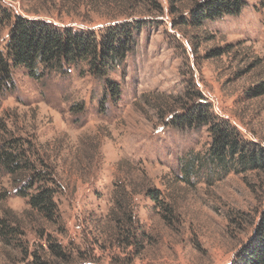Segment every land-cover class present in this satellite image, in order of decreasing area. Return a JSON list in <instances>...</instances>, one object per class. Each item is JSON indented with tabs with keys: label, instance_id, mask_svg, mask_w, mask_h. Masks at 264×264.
<instances>
[{
	"label": "rangeland",
	"instance_id": "374dc122",
	"mask_svg": "<svg viewBox=\"0 0 264 264\" xmlns=\"http://www.w3.org/2000/svg\"><path fill=\"white\" fill-rule=\"evenodd\" d=\"M198 1L157 0L161 11L139 3L143 14L130 19L145 20L143 27L124 65L109 76L121 87L117 101L86 63L38 79L12 68L11 84L0 86V124L35 146L38 168L55 170L61 219L33 210L16 193L21 184L0 169V217L16 214L25 233L21 246L0 239V264H32L35 256L47 264H234L264 211V171L213 160L214 121L178 116L206 104L218 121L264 147V0H245L240 14L194 25ZM131 2L0 0V6L99 32ZM7 39L5 28L0 50ZM124 184L135 210L131 230H120L108 215Z\"/></svg>",
	"mask_w": 264,
	"mask_h": 264
},
{
	"label": "trees",
	"instance_id": "16d2710c",
	"mask_svg": "<svg viewBox=\"0 0 264 264\" xmlns=\"http://www.w3.org/2000/svg\"><path fill=\"white\" fill-rule=\"evenodd\" d=\"M141 2L155 5V9L161 11L157 0H132L125 11L112 17L116 21L99 32L87 28H62L45 19L13 14L0 6V34L3 29H8L5 47L0 50V86L11 84L12 68L15 67H24L31 77L38 79L46 71L61 72L72 65L86 63L91 73L105 78V91L110 97L119 100L121 87L109 76L124 65L134 45L135 35L143 27L145 20L130 19L143 14L142 10H138ZM246 4L245 0H201L191 10V22L200 25L208 19L240 14ZM196 108L192 110L189 107L178 118L201 125L214 121L211 129L213 144L210 149L213 160L229 167L240 166L245 171H264V147L241 138L236 128L227 125L228 121H218L217 116L207 110L208 105L202 104ZM0 129L4 132L0 138V169L10 175L13 183L21 184L16 188V193L27 198L33 210L58 223L61 214L55 200L56 189L52 186L55 170L38 168L35 146L24 137L10 135L6 124H0ZM121 187L122 191L114 198L108 215L120 230L125 227L131 230L136 227L134 204L131 199L129 203L125 197L129 194L127 185ZM158 194V190L150 191L154 200L159 199ZM11 211L8 209V213ZM24 234L23 225L16 214L0 217V239L6 244L18 242V237L22 239ZM21 243L19 241L18 245L21 246ZM50 250L52 254L63 257L56 244H50ZM233 263L264 264V211L253 238L237 252ZM32 264H47V261L35 256Z\"/></svg>",
	"mask_w": 264,
	"mask_h": 264
}]
</instances>
